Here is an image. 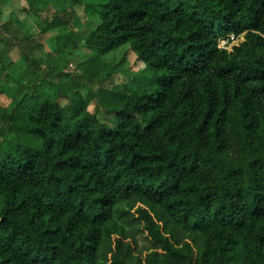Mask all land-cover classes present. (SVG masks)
Masks as SVG:
<instances>
[{"label":"trees","instance_id":"1","mask_svg":"<svg viewBox=\"0 0 264 264\" xmlns=\"http://www.w3.org/2000/svg\"><path fill=\"white\" fill-rule=\"evenodd\" d=\"M62 12L37 34H54L52 55L86 48V95L61 103L59 70L54 97L15 80L0 117V264H264V0H73ZM230 35L243 41L219 47ZM18 37L0 25L5 50ZM125 47L143 77L115 82L101 58Z\"/></svg>","mask_w":264,"mask_h":264},{"label":"rangeland","instance_id":"2","mask_svg":"<svg viewBox=\"0 0 264 264\" xmlns=\"http://www.w3.org/2000/svg\"><path fill=\"white\" fill-rule=\"evenodd\" d=\"M72 1L19 0L18 5H12V8L9 6L4 8L0 0V25L9 19L13 23L14 28L20 33V37L17 38V42H19L17 47L9 51L0 46V68H3V73L0 75V117L2 115L1 109L12 99V94L15 92L17 94L20 91V89H17L18 83L15 82L17 78H22V81L27 79L28 87H34L38 91L43 90L47 95L54 97L57 96L54 76L59 70L60 85L66 95V97L59 95L61 103L67 102L69 98H76L79 95L84 97L86 95L80 80L77 78L80 71L76 68L79 62L90 58L91 55L86 48L83 45H79L76 49L72 48L62 54L52 55L45 49L44 43H51L54 40V34L52 32L44 35L37 34V25L43 18H48L54 13H63L62 11L72 6ZM78 11L80 12V8H78ZM79 14L83 25H81L78 33L84 36L92 22L86 25L84 23L86 21L84 13L81 11ZM23 36H30V39L23 40ZM241 41H243V35L231 42L230 47L237 45ZM22 53L36 62L37 67L33 69L32 75L27 72L31 65L22 58V55H24ZM132 53L128 47H125L101 58L102 61L109 65V68L117 70L114 75L115 82L126 81L125 75L128 73L142 76L139 73L138 65ZM143 82L144 80L140 79V85L144 86L146 84H143ZM93 103L87 109L90 111L96 110L100 120L113 124V116L105 112L104 107ZM96 106L97 109L95 108Z\"/></svg>","mask_w":264,"mask_h":264},{"label":"built area","instance_id":"3","mask_svg":"<svg viewBox=\"0 0 264 264\" xmlns=\"http://www.w3.org/2000/svg\"><path fill=\"white\" fill-rule=\"evenodd\" d=\"M237 37L230 35L228 38H221L219 40V47L230 49V43L233 42Z\"/></svg>","mask_w":264,"mask_h":264}]
</instances>
